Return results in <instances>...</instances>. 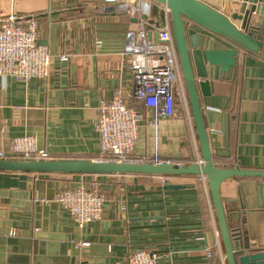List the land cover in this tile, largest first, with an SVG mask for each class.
Returning a JSON list of instances; mask_svg holds the SVG:
<instances>
[{
	"label": "crops",
	"instance_id": "crops-1",
	"mask_svg": "<svg viewBox=\"0 0 264 264\" xmlns=\"http://www.w3.org/2000/svg\"><path fill=\"white\" fill-rule=\"evenodd\" d=\"M201 1L227 17L242 15L246 8L241 0ZM104 7L102 0H0V21L11 14L36 17L37 45L45 47L51 56L49 74L43 80L23 83L0 76V158H8L13 138L32 136L47 152V160H99L95 130L99 99H119L134 105L129 70L120 52L126 31L136 28L135 20L122 13H108ZM151 18L159 25L157 8ZM199 33L204 43L211 37L201 30ZM214 47L221 49L219 44ZM62 55L69 56L67 63L58 62ZM216 76L209 79L208 97L198 92L206 128L213 131L210 147L214 165L264 171V57L240 53L229 74ZM191 136L182 116L160 120L155 130L146 118L133 156L156 153L162 161L192 163ZM81 176L87 175L0 172V264H125L137 250L155 252L162 261L170 254L174 264L201 263V248L194 238L205 233L212 240L208 211L212 202L198 176L169 182L183 186L172 190L188 205L178 212L198 214L192 225L179 227L175 238L168 235L173 216L163 204L154 202L166 199L171 192L158 194L160 179L138 175L95 176L106 195L103 216L99 222L79 229L56 198L75 188ZM262 191L264 180L237 178L221 185L220 195L232 229L240 224L245 229L244 215L260 206L257 192ZM141 201L150 203L138 205ZM142 209L153 211H136ZM248 216V224L264 229L258 214ZM143 217L156 219L133 221ZM164 224L165 228L118 234L121 227ZM103 241H109L108 245ZM80 243L89 246L76 247Z\"/></svg>",
	"mask_w": 264,
	"mask_h": 264
},
{
	"label": "built area",
	"instance_id": "built-area-1",
	"mask_svg": "<svg viewBox=\"0 0 264 264\" xmlns=\"http://www.w3.org/2000/svg\"><path fill=\"white\" fill-rule=\"evenodd\" d=\"M108 13H122L135 20V29H128L124 36L120 56L129 70L131 100L129 106L119 99L100 98L97 107L95 130L99 141V160L113 163L161 164L156 153L152 156L134 157L137 134L142 122L157 128L160 120L177 116V103L186 114L191 131L193 162L203 164L198 144L193 135L189 117L188 96L178 54L171 33L169 9L152 0H102ZM160 14L159 25L153 23L152 10ZM39 23L34 15L11 14L0 21V76L12 77L18 82L31 79L43 80L49 74L51 56L48 50L37 45ZM69 56L62 55L58 62L67 63ZM144 109L141 111L136 106ZM8 158L22 160H47L48 154L40 149L32 136L15 137L11 141ZM172 179V178H171ZM171 179L160 178L161 186L171 185ZM207 195V181L199 176ZM56 202L79 229L89 227L102 219L106 196L103 185L95 176H81L78 185L60 193ZM211 222V238L199 234L194 240L199 244L202 260L199 264H226L216 226L213 207L208 203ZM80 243L76 247H88ZM164 261L155 252H132L125 264H174L168 255Z\"/></svg>",
	"mask_w": 264,
	"mask_h": 264
},
{
	"label": "water",
	"instance_id": "water-1",
	"mask_svg": "<svg viewBox=\"0 0 264 264\" xmlns=\"http://www.w3.org/2000/svg\"><path fill=\"white\" fill-rule=\"evenodd\" d=\"M158 5L169 9L171 33L179 57L181 71L188 96L191 120L195 131L199 153L203 164L199 167L194 163L175 164L161 163H113L89 160H22L15 158H0V172H21L35 175H144V176H203L214 211L216 226L226 264H264V229H255L248 224V214L256 213L264 221V192H257L259 205L249 210L244 216L242 224L231 229L224 203L221 199V185L237 178L264 180L263 170H245L239 168H219L213 163V153L210 147V136L204 121L199 94L202 97L210 95V80L216 74H229L235 68L240 53L264 57V0H241L246 8L242 15L224 16L201 0H152ZM193 25L192 29L185 28L184 23ZM238 21L239 24L235 22ZM201 32L210 35L214 40L205 43ZM221 49L214 47L216 44ZM211 46H213L211 48ZM180 185H165L160 192L182 189ZM153 194V193H151ZM167 198V197H165ZM166 207V199L154 201ZM138 205L148 204V201L137 202ZM152 203V202H151ZM162 209V208H161ZM165 209V208H164ZM142 213L152 209L136 210ZM156 218L143 217L135 219L137 222H151ZM163 219V218H161ZM131 221V220H130ZM167 225L120 228L118 234L135 230H154L165 228ZM134 237L131 238L133 240ZM3 242V241H1ZM109 241H103L108 245Z\"/></svg>",
	"mask_w": 264,
	"mask_h": 264
},
{
	"label": "trees",
	"instance_id": "trees-1",
	"mask_svg": "<svg viewBox=\"0 0 264 264\" xmlns=\"http://www.w3.org/2000/svg\"><path fill=\"white\" fill-rule=\"evenodd\" d=\"M186 24H188V21L185 22ZM187 164H191L190 162H186L184 165ZM61 175V174H60ZM66 176V175H63ZM87 176H91L92 175H87ZM109 176H115V175H109ZM138 176H144V175H138ZM148 177H154V178H166V179H173V178H184L186 176H165V177H157V176H148ZM171 193L167 194V198H166V209H167V213L170 216H173L170 220V228H169V236L175 238L176 236H178V230L179 227L183 224V225H187V224H193L195 218L198 216V214L195 212H189L188 213H179L178 212V208L186 205L184 204V202L180 201L177 197L176 194H179L178 192H174L170 191ZM232 229V228H231ZM222 247V245H221ZM223 251V249H222Z\"/></svg>",
	"mask_w": 264,
	"mask_h": 264
},
{
	"label": "rangeland",
	"instance_id": "rangeland-1",
	"mask_svg": "<svg viewBox=\"0 0 264 264\" xmlns=\"http://www.w3.org/2000/svg\"><path fill=\"white\" fill-rule=\"evenodd\" d=\"M176 111H177V115L178 116H182L184 120H186V114L183 112V109L182 107L180 106V104L177 103V108H176ZM189 117H191L190 115V109H189ZM105 193V192H104ZM106 196V195H105Z\"/></svg>",
	"mask_w": 264,
	"mask_h": 264
},
{
	"label": "flooded vegetation",
	"instance_id": "flooded-vegetation-1",
	"mask_svg": "<svg viewBox=\"0 0 264 264\" xmlns=\"http://www.w3.org/2000/svg\"><path fill=\"white\" fill-rule=\"evenodd\" d=\"M170 23H171V22H170ZM184 26H185V28L188 27L189 29H192V28H193V25L190 24V23H188V24L184 23ZM178 58H179V57H178Z\"/></svg>",
	"mask_w": 264,
	"mask_h": 264
}]
</instances>
